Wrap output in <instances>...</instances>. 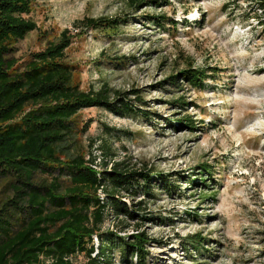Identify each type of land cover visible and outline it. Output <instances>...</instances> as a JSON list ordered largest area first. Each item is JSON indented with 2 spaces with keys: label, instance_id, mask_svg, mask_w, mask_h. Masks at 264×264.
Instances as JSON below:
<instances>
[{
  "label": "rangeland",
  "instance_id": "rangeland-1",
  "mask_svg": "<svg viewBox=\"0 0 264 264\" xmlns=\"http://www.w3.org/2000/svg\"><path fill=\"white\" fill-rule=\"evenodd\" d=\"M138 2L36 0L29 18L38 29L14 41L9 56L23 71L69 30L65 62L76 67L74 83L85 92L108 87L111 101L121 94L139 112H81L67 153L94 160L103 173L120 164L170 180L153 183L149 194L141 179L131 191L109 189L134 218L109 207L92 258L139 264L125 258L123 239L146 241V264H264V27L255 7L250 0ZM85 19L102 20L100 28L75 27ZM5 196L12 193L0 183ZM109 196L97 195L105 203Z\"/></svg>",
  "mask_w": 264,
  "mask_h": 264
},
{
  "label": "trees",
  "instance_id": "trees-1",
  "mask_svg": "<svg viewBox=\"0 0 264 264\" xmlns=\"http://www.w3.org/2000/svg\"><path fill=\"white\" fill-rule=\"evenodd\" d=\"M250 1L264 27V0ZM35 2L0 0V183L8 184L12 193L0 199V264H79L75 259L81 255L90 259L87 264H108L92 258L105 214L111 207L117 215L134 218L109 189L131 191L141 179L149 194L153 183H171L163 176L151 180L148 174L129 172L120 164L103 173L95 169L94 160L67 153L76 145L81 112L100 108L125 118L139 111L121 94L111 101L108 87L85 92L74 83L76 67L65 62L69 30L59 43L34 54L23 71L16 69L17 62L9 59L12 45L38 29L29 18ZM101 22L85 19L75 27L98 29L94 26ZM183 74L192 82L198 80L197 73ZM62 178L69 185L63 186ZM101 190L111 195L107 203L97 197ZM107 241L115 240L110 236ZM121 242L125 258L137 256L139 264H146V241Z\"/></svg>",
  "mask_w": 264,
  "mask_h": 264
}]
</instances>
